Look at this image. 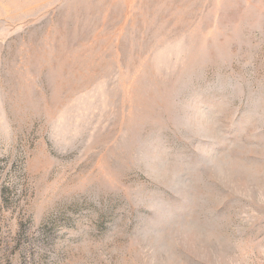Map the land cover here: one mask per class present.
Here are the masks:
<instances>
[{
	"label": "rangeland",
	"instance_id": "374dc122",
	"mask_svg": "<svg viewBox=\"0 0 264 264\" xmlns=\"http://www.w3.org/2000/svg\"><path fill=\"white\" fill-rule=\"evenodd\" d=\"M0 264H264V0H0Z\"/></svg>",
	"mask_w": 264,
	"mask_h": 264
}]
</instances>
